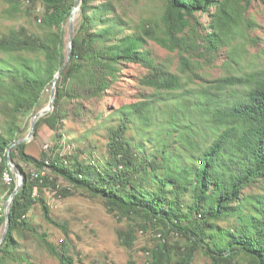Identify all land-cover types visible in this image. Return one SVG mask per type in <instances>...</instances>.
<instances>
[{"label":"trees","instance_id":"16d2710c","mask_svg":"<svg viewBox=\"0 0 264 264\" xmlns=\"http://www.w3.org/2000/svg\"><path fill=\"white\" fill-rule=\"evenodd\" d=\"M28 1L44 7L42 35H33L25 28L0 35V53L6 56L0 62V178L9 174V195L16 181L9 169L8 151L21 139L22 118L35 115L64 65L65 24L77 4V0ZM98 1L82 2L72 58L58 81L55 108L38 121L37 128L54 120L50 126L57 131L71 98L101 97L118 78L125 61L149 70L142 84L154 93L121 108L119 125L109 129V154L104 164L86 163L54 151L37 159L26 152L27 143L12 149L20 171L25 173L24 162L35 166L39 176L28 175L14 201L10 230L0 248V264H30L26 257L17 255L15 234L23 230L37 233L27 220L37 203L47 221L60 226L44 198L34 196L36 188L71 196L69 189H59V178L76 190L104 198L111 213L117 211L130 218L140 215L144 222L141 228L149 225L163 230L164 242L149 250L146 264H193L200 250L210 253L213 264H234L240 255L249 257L253 264H264V68L242 74L239 66L245 55L242 47L233 45L239 37L245 38L244 12L255 0H166L162 26H142L140 34L131 35L123 34L120 28L124 26L109 18L113 11L110 3L96 4ZM198 14L208 16V31L200 28ZM148 39L178 52L182 73L194 75L229 47V60L240 75L192 88L187 78L156 64L142 50ZM158 104L163 106L154 110ZM75 112L82 113L81 107ZM134 119L140 124L138 132L148 139L152 134L149 129L155 128L151 139L155 155L146 154L144 144L136 149L127 137ZM173 137L176 149L172 148ZM46 169H50V176L43 175ZM253 185H261L263 191L248 192ZM1 202L0 198V230L5 223ZM173 234L184 243H172L169 237ZM120 236L126 246L136 240L133 228L121 231ZM40 238L61 264H75L65 244L58 247L45 234Z\"/></svg>","mask_w":264,"mask_h":264},{"label":"rangeland","instance_id":"374dc122","mask_svg":"<svg viewBox=\"0 0 264 264\" xmlns=\"http://www.w3.org/2000/svg\"><path fill=\"white\" fill-rule=\"evenodd\" d=\"M105 1L109 2L113 8L109 18L114 19L116 24L124 26L120 28L123 30V34H140L142 26H153L155 29L158 25L162 26L166 0H99L96 4ZM15 5L17 9H14ZM43 12L44 7L41 3L33 5L28 0L17 3L0 0V35L8 33L12 29L25 28L31 34L41 36L43 30L40 18ZM198 19L202 25L200 28L203 31H208L207 25L210 22L208 16L198 14ZM80 21L81 16L78 18L76 30ZM101 26L103 25L98 27ZM242 29L245 38L239 37L233 42V45L242 47L245 57L239 67H241L242 74H245L254 69L264 68V0H255L244 12ZM65 31L67 45L69 20L65 24ZM142 50L146 51L156 64L187 78L192 88H197L204 82L238 74L234 72L237 67H233L234 65L229 60V47H225L221 56L212 64H204V67L200 68L195 75L182 73L178 52L165 49L153 40L148 39ZM5 58L6 56L0 53V62ZM148 73L149 70L141 64L123 62L121 72L109 91L102 93L101 97L89 100L84 96L71 98L67 105V116L61 121L58 130L55 131L50 126L54 124V120L48 123L43 122L36 129L34 138L27 143L26 152L37 159H41L43 154H51L54 151L55 154L60 153L62 156H77L86 163L95 165L106 163L109 154V129L119 125L120 114H123L121 108L146 100L147 96L154 93L152 88L142 84V80ZM51 89L52 87L45 92L44 100L37 107L36 113L49 103ZM173 103L170 102V104ZM77 106L81 107L82 113L75 112ZM162 106L163 104H158L154 110ZM99 114H103V118H98ZM33 116L22 118L21 139L29 134ZM1 122L0 119V124ZM139 125V121L132 122L127 137L136 149H138L136 147L138 144H144L146 150L144 152L155 155L156 145L151 141L155 128L149 129L152 134L148 139L144 134L138 132ZM174 137L171 140L172 148L176 149ZM21 165L25 170L26 177L38 174L35 166L24 162H21ZM42 172L43 175H51L50 169ZM57 183L61 191L69 189L73 194L64 197L51 188L43 190L36 188L34 196L41 195L44 198L50 208L51 217L60 226L48 222L42 205L37 203L27 216L28 222L37 230V233L23 230L15 234L17 255L26 257L30 264H61L59 258L54 256L43 244L40 235L44 234L47 235L49 242L58 247L65 244L64 247L68 248L69 255L75 259V264H129L130 261L146 264L150 259L149 250L158 243L164 242L163 230H157L149 225H147V229L141 228L144 222L139 217L140 215H133L130 218L120 215L117 211L111 213L104 198L94 197L83 189L76 190L62 178H59ZM11 184L12 180L7 179V175L0 178V198L3 211H5L10 196ZM247 191L262 192L263 188L261 185H253ZM61 226H65V228ZM130 228L135 230L136 240L132 246H126L120 232ZM3 229L4 224L0 230V237ZM169 240L172 243L176 241L184 243V240L177 234L171 235ZM9 264L18 263L11 261ZM193 264H213V260L207 250H200ZM234 264L253 263L249 257L240 255Z\"/></svg>","mask_w":264,"mask_h":264},{"label":"water","instance_id":"95a60500","mask_svg":"<svg viewBox=\"0 0 264 264\" xmlns=\"http://www.w3.org/2000/svg\"><path fill=\"white\" fill-rule=\"evenodd\" d=\"M82 2H83V0H77V4L75 5V7L71 13V16L69 18V35L67 37V46H66V52H65L66 53V60L64 62L63 67L61 68V70L59 72H57V74L55 76V80H54V83H53L52 89H51V95H50L49 103L32 117L29 134L26 137H24V138L18 140L17 142L13 143L11 148L8 151V165H9V169L11 170V172L14 174V176L16 178V187H15L14 191L12 192V194L9 196L6 207H5V211H4L5 223H4L3 232L1 233V237H0V248L4 244V242L8 236L9 230H10L11 208L14 204V201H15L17 195L21 192V190L25 184V179H26V174L20 171V169L18 168V166L16 165V163L13 160L12 149L19 144L30 142L34 138V135H35V132L37 129L38 121L41 118H44L45 116L52 113L54 108H55V101L57 98L58 81L61 78L62 72L68 66V64L70 63L71 58H72L73 40L75 37L77 21H78V18L81 16Z\"/></svg>","mask_w":264,"mask_h":264},{"label":"built area","instance_id":"2783aa9c","mask_svg":"<svg viewBox=\"0 0 264 264\" xmlns=\"http://www.w3.org/2000/svg\"><path fill=\"white\" fill-rule=\"evenodd\" d=\"M7 175H8L9 180L11 181V178H10L9 174H7ZM34 176H35V177H38L39 174H34Z\"/></svg>","mask_w":264,"mask_h":264},{"label":"bare ground","instance_id":"6f19581e","mask_svg":"<svg viewBox=\"0 0 264 264\" xmlns=\"http://www.w3.org/2000/svg\"><path fill=\"white\" fill-rule=\"evenodd\" d=\"M5 179H6V178H5ZM7 179H9L8 176H7Z\"/></svg>","mask_w":264,"mask_h":264}]
</instances>
